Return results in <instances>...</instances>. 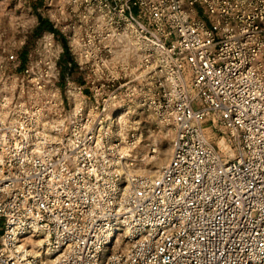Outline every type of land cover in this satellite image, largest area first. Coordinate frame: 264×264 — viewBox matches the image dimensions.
Instances as JSON below:
<instances>
[{"label":"built area","instance_id":"obj_1","mask_svg":"<svg viewBox=\"0 0 264 264\" xmlns=\"http://www.w3.org/2000/svg\"><path fill=\"white\" fill-rule=\"evenodd\" d=\"M49 21L0 49V264H264V0H53ZM150 121L172 152L135 172Z\"/></svg>","mask_w":264,"mask_h":264},{"label":"rangeland","instance_id":"obj_2","mask_svg":"<svg viewBox=\"0 0 264 264\" xmlns=\"http://www.w3.org/2000/svg\"><path fill=\"white\" fill-rule=\"evenodd\" d=\"M36 11L51 20L53 0L45 5L42 0ZM36 24L37 18L32 0H0V49L18 47L22 41L32 43L35 38L32 30ZM150 124V128L144 130L141 142L132 149L134 156L132 168L135 172H156L172 152L173 130L151 121ZM202 126L209 140L216 144L220 132L214 129L211 119H205Z\"/></svg>","mask_w":264,"mask_h":264},{"label":"trees","instance_id":"obj_3","mask_svg":"<svg viewBox=\"0 0 264 264\" xmlns=\"http://www.w3.org/2000/svg\"><path fill=\"white\" fill-rule=\"evenodd\" d=\"M32 2H33L34 11L36 13V18H37V24L35 25V27L32 30V35H33V38H34L42 30H44V29H50L51 30V29H53V27H52L51 22L47 18L43 17L40 13H38L36 11L37 6L39 5V3L42 2V0H32ZM60 39H61L62 43L65 45V42H64L63 38L60 37ZM22 54H23V51H22ZM68 57L69 56H68L67 50L65 49L64 52H63V54H62V56H61V58H60L61 63H64V61ZM63 70H66V67L65 66H63ZM70 71H73V67L70 68Z\"/></svg>","mask_w":264,"mask_h":264}]
</instances>
